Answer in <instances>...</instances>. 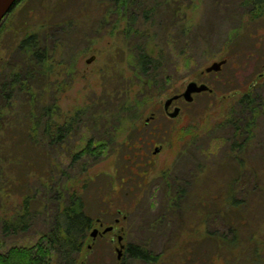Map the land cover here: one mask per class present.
<instances>
[{
  "label": "rangeland",
  "instance_id": "1",
  "mask_svg": "<svg viewBox=\"0 0 264 264\" xmlns=\"http://www.w3.org/2000/svg\"><path fill=\"white\" fill-rule=\"evenodd\" d=\"M243 1L139 0L125 20L113 12L102 22L113 8L110 0H25L6 18L8 27L2 28L0 39V58L5 63L16 64L17 45L45 26L50 36L47 46L61 63V71L50 81L34 82L35 94L42 95L37 118L44 108L52 110L51 137L44 132L46 118L35 125L27 121L33 109L30 95L14 93L10 111L5 109L9 103L0 98V114L25 123L2 135L0 254L35 246L50 229L56 202L53 190L47 189L54 184L51 179H60L79 191L88 215L104 224L101 231L115 229L93 239L91 234L100 225L93 226L78 264H121L129 245L162 256L157 264H253V255L263 258L257 264H264V117H258L253 139L241 154L233 150L235 130L229 123L232 115L243 117L237 104L242 91L255 84L259 87L256 79L264 70V25L253 24L252 34H247L250 22ZM130 19H136L132 30L137 35L126 36ZM55 41L62 42L56 54ZM143 46L154 59L148 71L158 83L157 98L146 104L129 129L123 126L112 132L104 130L102 123L96 126L90 113L97 112L118 79L133 77L137 48ZM222 60L227 61L222 71L204 74ZM7 82V74L1 76L0 89ZM191 82H205L214 93L195 96L191 103L181 100L176 103L181 114L166 117L165 101L183 94ZM258 94L264 101V88ZM106 108L110 116L113 105L106 103ZM152 113L158 119L146 131L157 125L156 142L165 149L155 157L154 147L143 151V166L136 170L143 176L134 175L122 157L127 150L119 142L136 138L132 127L143 126ZM61 125L72 127L60 140L62 148H55L51 142ZM33 127L35 144L24 135ZM105 135L115 140L114 145L76 157L89 141L101 145ZM241 159L246 164L242 171ZM56 165L59 170L53 172ZM231 187L240 204L226 202ZM26 199L28 230L7 233L5 222L20 221ZM121 229L125 248L119 260L116 235ZM235 236L243 246L232 254L230 242ZM216 254L223 258H214Z\"/></svg>",
  "mask_w": 264,
  "mask_h": 264
},
{
  "label": "trees",
  "instance_id": "2",
  "mask_svg": "<svg viewBox=\"0 0 264 264\" xmlns=\"http://www.w3.org/2000/svg\"><path fill=\"white\" fill-rule=\"evenodd\" d=\"M25 0H20L13 11L8 15H12L14 11L22 4ZM114 2L113 8L106 12L103 16L102 22L107 21L108 14L113 15L116 13L118 19L126 18L128 11L131 10L133 6L136 5V2L139 0H110ZM243 7L248 10L249 16V30L247 34L251 35V27L253 24L261 23L264 25V0H244ZM7 16V17H8ZM115 16V15H114ZM6 17V18H7ZM145 17L148 18L149 14L146 13ZM130 19L128 27L126 29V36H130V33L138 34V31L132 30V27H135V21ZM2 25L0 26V39L3 32ZM58 28V27H57ZM246 37V35L244 36ZM50 42V36L45 31V26L33 33L28 35L27 39L19 46V48L24 50L20 55L19 60L14 64V66L6 72L8 82L0 89V98L7 101L9 104L5 107L6 110L10 111L13 109L12 106H9L12 101V95L14 93L29 96L28 103L33 109L28 112V122H40L43 118H46L47 127L45 128V134H48L50 137L51 134V107L44 108L45 111H42L41 114H36V110L40 105V96L35 94L34 82L40 81H50L51 77L55 74L60 73L61 63H57L56 55L51 54L52 50L48 47ZM61 42V41H60ZM59 41H55L53 46V53L60 52L62 45ZM62 43V42H61ZM48 45V46H47ZM56 54V53H55ZM154 62L152 56L148 53V50L143 46L137 48V57L136 63L138 66L133 67L134 75L132 77L128 76L127 79L124 77L118 79L116 85L107 90V96L101 99L100 106L97 108V112L90 113V120L94 122L97 126L99 123L103 124V129L107 131H118L120 128L129 129L132 123H136L143 113V109L146 108V104L157 98V88L158 83L156 82L154 76L149 74L148 66ZM263 74V76H261ZM132 77V78H131ZM259 87L251 85L242 91V96L238 100V106L241 110L243 117H235L232 115L229 123L234 127L235 130V140L233 144V150L239 152V154L244 153V150L247 146L250 145V142L253 139L255 126L257 124L258 117H264V101L262 97L258 94L259 88H264V70L259 74L256 79ZM263 86V87H262ZM106 103L113 105L112 112L109 116L107 113ZM102 110V112L100 111ZM156 115V113H152ZM151 115V116H152ZM10 114H0V146L4 145L2 140L3 134L5 131H9L11 127L16 128L18 126H23L25 123L19 121L14 122V119L10 117ZM150 116V117H151ZM237 116V115H236ZM149 117V118H150ZM44 121V120H43ZM37 122V123H38ZM106 123V124H105ZM66 124V123H65ZM127 125V127H126ZM124 126V127H123ZM72 126L61 125L56 128L57 136L53 140L55 148L61 147L60 140L65 136L64 133L70 130ZM134 133L137 136L136 138L147 137L144 132L146 131L145 124L143 126L135 125L132 127ZM34 132L36 129L33 127L29 128V132L24 135L28 143H36ZM106 141L102 142L101 145L94 146L93 141H89L87 148L79 153L76 157L84 154H96L97 149L100 151L108 148L109 146L114 145L115 140L110 139L107 135ZM5 138V137H4ZM135 137L124 138L119 142L121 147L127 148L130 146V140L136 139ZM101 143V142H100ZM108 143V144H107ZM111 144V145H110ZM135 144V143H133ZM105 145V146H104ZM24 146V144L22 145ZM95 150V152H94ZM1 151L0 148V160H1ZM238 154V155H239ZM240 170L245 169V161L239 160ZM251 168L248 165V169ZM59 170V166L56 165L53 172ZM251 170V169H249ZM256 179H259V175L255 176ZM256 180V182H257ZM54 184L49 189L53 190V198L56 202L55 212L51 217V226L50 229L40 237L38 243L32 247H23L18 248L14 247L4 254H0V264H54L57 260L59 264H78L80 254L83 251L85 243L88 240L89 231L94 226L95 219L88 215L86 211L85 200L77 189H71L65 185L64 180L51 179ZM236 180L233 181L235 186ZM235 183V184H234ZM67 184V183H66ZM259 187V185H257ZM256 186V187H257ZM228 198H225L226 202L231 205L240 204L238 200L234 197V187H231L230 193L228 192ZM34 198V197H33ZM30 202L26 199L24 205V214L20 217V221L15 223L5 222L4 230L8 232H17V231H27L28 224L30 219L27 220V217L30 216ZM18 219V218H16ZM27 220V221H26ZM252 240V239H251ZM224 241H218V248H222ZM232 254H235L236 248L242 247L243 245L240 241L235 238L230 242ZM238 250V249H237ZM127 257L121 262V264H131L128 262L130 259L152 262L157 264L162 256L154 255L149 249L141 247L138 245H129L126 250ZM222 257L223 255H214V258ZM235 257V256H234ZM253 264H257V260L263 259L259 255H253L251 257ZM261 261L259 262V264ZM263 264V263H261Z\"/></svg>",
  "mask_w": 264,
  "mask_h": 264
},
{
  "label": "flooded vegetation",
  "instance_id": "3",
  "mask_svg": "<svg viewBox=\"0 0 264 264\" xmlns=\"http://www.w3.org/2000/svg\"><path fill=\"white\" fill-rule=\"evenodd\" d=\"M6 20V19H5ZM6 24V25H5ZM5 24H3L2 28L6 29L8 27V22H5ZM4 32V31H3ZM27 38H24L18 45H17V53L18 55H21L24 50L22 48V50L19 48V46L26 40ZM222 61H226V60H222ZM227 64V62L223 65L221 71L223 70L224 66ZM14 66V64H8V63H5V60L3 58H0V71H1V74H0V78L1 76H5L6 75V72L8 70H10L12 67ZM11 67V68H10ZM213 73V72H212ZM204 74L208 75L210 73H207L205 72ZM261 76H263V74H261ZM33 82H37V81H33ZM197 84L201 85V84H206L208 85L210 88L211 86L205 82H196ZM5 85V83L3 84V86ZM212 92L210 91H207V92H202V93H199V94H194V100H195V96H198V95H202V94H213L214 93V90L211 88ZM182 93H179V94H176L174 96H178V95H181ZM173 96V97H174ZM181 100H185L183 97L179 98L178 100H175L173 102V104L171 105L170 109H169V112L165 111V109L163 110L164 111V115L168 118L171 119V117L169 116V113L174 111L176 108H180V113L179 115L181 114V111H182V108L177 106L176 103H178L179 101ZM173 109V110H172ZM158 119V116L156 115H152L148 120L147 122L145 123V126L147 127L148 125H151L152 123L155 122V120ZM173 119V118H172ZM35 125V123H34ZM157 125H154L153 126V129L150 130V131H145L144 134L147 136V137H144V138H136V139H131L130 140V146L127 148V152L124 153L122 155L123 159L127 162V165L130 167L131 171L134 173V175H139V176H143L142 174H139L137 173L136 170H138L139 168H142V162H141V158L142 156H144L143 151H148V150H151L153 147H154V152L152 154V157H155L157 154L161 153L164 149H165V145L164 144H161V145H157V142H156V129H157ZM135 143V144H133ZM156 149H159L160 152L159 153H155V150ZM141 157V158H140ZM124 181V180H123ZM121 213V212H120ZM124 219H126V216H124ZM98 222V223H96ZM121 222L120 218H117L115 223L119 224ZM96 224H99L100 225V228L97 227V229L99 230V234L98 236L100 237H105L106 234L110 233V232H113L115 229H114V226H110V227H113V229L108 232V233H104L105 230L107 229H104L103 231L102 228L104 227V224L100 221V219H98L97 221H95L94 223V226ZM117 240L119 241V238L122 237L123 238V241H125V231L123 229H121V231H118L117 233Z\"/></svg>",
  "mask_w": 264,
  "mask_h": 264
},
{
  "label": "water",
  "instance_id": "4",
  "mask_svg": "<svg viewBox=\"0 0 264 264\" xmlns=\"http://www.w3.org/2000/svg\"><path fill=\"white\" fill-rule=\"evenodd\" d=\"M19 1L20 0H0V26L2 25V23L6 19V17L13 11V9L16 7V5ZM92 60H89L88 63H91ZM226 62L227 61L215 62L210 67H208L206 69V72L207 73L220 72L223 65ZM207 91L212 92L211 88L208 85H206V84L199 85L196 82H191L187 86L186 91L183 94L167 99L164 103V109H165V111L169 112V109H170L171 105L173 104V102L175 100H178L181 97H183L187 102L191 103L194 101V94H199V93L207 92ZM179 113H180V108H176L174 111L169 113V116L171 118L175 119L179 116ZM159 152H160L159 149L155 150V153H159ZM112 229H113V227H109L105 230L104 233H108ZM98 234H99V230L95 229L91 235H92L93 239H96ZM118 242L121 245L120 248L117 249L118 259L121 260L123 257V251H124L125 245L123 244V238L122 237L119 238Z\"/></svg>",
  "mask_w": 264,
  "mask_h": 264
}]
</instances>
